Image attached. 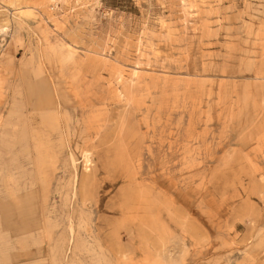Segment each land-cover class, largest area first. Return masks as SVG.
<instances>
[{"label": "rangeland", "instance_id": "obj_1", "mask_svg": "<svg viewBox=\"0 0 264 264\" xmlns=\"http://www.w3.org/2000/svg\"><path fill=\"white\" fill-rule=\"evenodd\" d=\"M0 264H264V0H0Z\"/></svg>", "mask_w": 264, "mask_h": 264}]
</instances>
